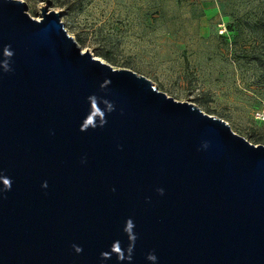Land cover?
<instances>
[{"label": "water", "instance_id": "95a60500", "mask_svg": "<svg viewBox=\"0 0 264 264\" xmlns=\"http://www.w3.org/2000/svg\"><path fill=\"white\" fill-rule=\"evenodd\" d=\"M0 0V264H264V144Z\"/></svg>", "mask_w": 264, "mask_h": 264}, {"label": "rangeland", "instance_id": "374dc122", "mask_svg": "<svg viewBox=\"0 0 264 264\" xmlns=\"http://www.w3.org/2000/svg\"><path fill=\"white\" fill-rule=\"evenodd\" d=\"M61 13L82 51L264 144V0H23Z\"/></svg>", "mask_w": 264, "mask_h": 264}, {"label": "trees", "instance_id": "16d2710c", "mask_svg": "<svg viewBox=\"0 0 264 264\" xmlns=\"http://www.w3.org/2000/svg\"><path fill=\"white\" fill-rule=\"evenodd\" d=\"M259 65L261 66V68L264 71V60H259Z\"/></svg>", "mask_w": 264, "mask_h": 264}]
</instances>
